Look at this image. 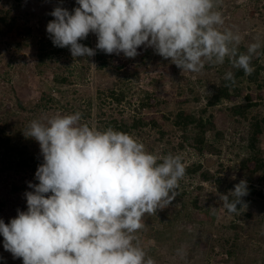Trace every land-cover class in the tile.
I'll use <instances>...</instances> for the list:
<instances>
[{"label":"rangeland","instance_id":"rangeland-1","mask_svg":"<svg viewBox=\"0 0 264 264\" xmlns=\"http://www.w3.org/2000/svg\"><path fill=\"white\" fill-rule=\"evenodd\" d=\"M56 6L71 12L79 5L76 0H0V12L10 11V18L30 28V34L13 24L0 30V137L4 139L0 143V219L7 224L18 210L27 211L24 193L32 191L28 182L38 183L35 172L43 162L40 147L23 134L32 120L80 112L81 123L118 131L115 122L131 126L144 117L149 123L140 134L134 129L120 132L143 143L149 153H171L181 157L185 168L197 171L186 172L179 180L178 194L170 205L143 216L144 227L134 243L155 264H264V197L252 195L238 213H229L218 196L234 190L241 179L248 188L252 183L264 191V170L254 172V163L243 168L250 152L251 124L264 120V0H221L219 4L217 10L225 21L221 30L241 35L240 50L246 52L257 39L261 43L262 54L252 59L261 68L257 82L246 75L238 78L240 95L230 90L231 99L211 107L208 100L225 84V73L235 74L227 59L223 65L205 64L200 73L182 72L170 59L144 46L135 58L96 50L93 57L73 59L65 47L42 60L40 31ZM79 42L95 49L97 38L90 33ZM62 77L68 82L62 83ZM121 94L125 99L118 102ZM249 101L246 118L232 112L234 106ZM179 113L189 116L185 127L174 123ZM210 147L215 151H208ZM257 149L264 158V134ZM221 239L230 244V252L222 249ZM3 243L0 236V264H23ZM178 249L185 253L183 258L177 255Z\"/></svg>","mask_w":264,"mask_h":264},{"label":"clouds","instance_id":"clouds-1","mask_svg":"<svg viewBox=\"0 0 264 264\" xmlns=\"http://www.w3.org/2000/svg\"><path fill=\"white\" fill-rule=\"evenodd\" d=\"M220 2L76 0L79 6L71 12L56 6L49 13L46 32L73 59L93 57L96 50L135 58L144 46L182 72L200 73L205 64L223 65L227 59L250 76L262 45L257 39L240 51L241 35L221 30ZM90 33L97 38L95 49L79 42ZM224 79L235 84L232 71ZM81 120L80 112L32 120L23 132L38 142L43 162L35 172L38 183L28 182L32 191L24 193L27 211L18 210L7 224L0 219L4 249L23 264H155L134 241L143 216L175 200L186 174L181 157L149 153L127 133L101 131ZM247 195L244 179L229 193H218L229 213L245 207ZM177 255L185 253L178 249Z\"/></svg>","mask_w":264,"mask_h":264},{"label":"trees","instance_id":"trees-1","mask_svg":"<svg viewBox=\"0 0 264 264\" xmlns=\"http://www.w3.org/2000/svg\"><path fill=\"white\" fill-rule=\"evenodd\" d=\"M10 11H2L0 12V30L3 29L4 27H8L11 24H13L14 26H17L18 28H22L24 30L25 33L30 34V28H26L28 27L26 25L25 22H23V24L18 21V19L14 18H10ZM25 15V14H24ZM23 14L21 15L20 13L18 14L19 18H22ZM17 17V18H18ZM49 19L52 20L51 16H49ZM20 20V19H19ZM49 21H47L48 23ZM25 23V24H24ZM42 33L43 38L41 39L40 42V46H39V55L40 58L43 60L44 58L47 57H51L54 53H59V52H63V48H59V47H55L52 43V41L49 39L48 34L46 32V27L44 29H42L40 31ZM241 52H244L243 50H240ZM264 51V50H263ZM98 53H100V51H98ZM101 55L99 54V57ZM99 59H102L101 57ZM252 66H256L254 69L255 71L252 73V75L248 76V78L250 79V81L257 82L258 78H259V70L261 68V65L258 64V60L256 61H251ZM234 69L235 72V84H231L227 81H225V84H223V87L219 88L217 90V92L215 94H213L211 96V98L208 100L207 106L211 107V106H215L217 103H219L222 99H231V97L233 96L232 93H230V90L234 91V95L239 96L241 93V89L238 88V86H236V81L238 78L240 77H244L245 74L243 72V70H238V69ZM60 81L62 83H67L68 79L62 77L60 79ZM226 84H228V86H225ZM125 99V95L121 94L119 96L116 97V100L118 102H122ZM250 101L248 102V104L245 105H241L238 104L237 106H234L232 108V112L234 114L243 116L244 118L247 117L248 114V108L250 107ZM174 115V114H173ZM171 117V116H169ZM167 116V120H169V118ZM175 117V118H174ZM173 120L174 123L176 125H178V127H185L186 125H188L189 122V116L186 115L185 113H179L178 115H174ZM172 118V117H171ZM149 122L146 123L144 117H138L137 119L134 120L133 124L131 126H128L126 122L121 121L120 124H118L117 122H115V124L117 125L118 131L120 130H124L125 132H131V130H137V133H141L142 127L144 125H147ZM152 125L156 126L157 123L155 121H151L150 122ZM112 125V124H111ZM202 125V124H201ZM130 127V128H129ZM204 127V126H203ZM214 128V124H209V128ZM203 131L206 130L204 128H202ZM206 132V131H204ZM136 133V134H137ZM136 134H132V135H136ZM264 134V120H255L254 122H252L251 124V137L249 139L248 142V147L250 149L249 152V156L247 158V160L244 162L243 168L244 170L247 169L246 165L250 164V163H254V172L258 173L264 170V158L262 156L263 152L259 149H257V142L259 140V138ZM219 136H221L220 132L218 133ZM217 135V137H218ZM201 138V136H198V140ZM203 141V139H201ZM4 139H2L0 137V143H3ZM208 151L213 152V148H207ZM215 151V150H214ZM186 172L192 173V172H196L197 168H191V167H186ZM37 181V180H36ZM220 183V182H219ZM252 195H257L259 197H264V191L259 190L254 184H250L249 188H248V195L243 197L242 200L244 203H248L249 202V197H251ZM230 199H234V197H230ZM238 208H240V205L237 206ZM237 226H234V228H236ZM2 236V235H0ZM219 243L222 247V249L224 251L230 252V247H228L227 242H225V240H219Z\"/></svg>","mask_w":264,"mask_h":264}]
</instances>
